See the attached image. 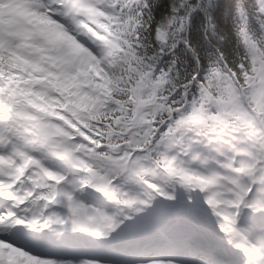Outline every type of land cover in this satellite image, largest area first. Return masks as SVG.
Wrapping results in <instances>:
<instances>
[{
    "label": "snow or ice",
    "instance_id": "snow-or-ice-1",
    "mask_svg": "<svg viewBox=\"0 0 264 264\" xmlns=\"http://www.w3.org/2000/svg\"><path fill=\"white\" fill-rule=\"evenodd\" d=\"M152 4L0 0V264H100L63 254L76 248L63 232L107 240L135 216L131 234L184 224L166 251L195 264H264V44L242 29L239 73L165 88L144 51ZM211 4L179 0L156 39ZM197 232L215 239L194 245Z\"/></svg>",
    "mask_w": 264,
    "mask_h": 264
},
{
    "label": "trees",
    "instance_id": "trees-1",
    "mask_svg": "<svg viewBox=\"0 0 264 264\" xmlns=\"http://www.w3.org/2000/svg\"><path fill=\"white\" fill-rule=\"evenodd\" d=\"M255 1L212 0L207 15L199 9L191 15L190 29L186 27L164 47L157 41L155 29L168 25L175 14L174 9L179 8V0H153V31L147 34L144 51L153 57L154 65L161 66V73L172 72L175 68L181 73L174 82L177 90H181L180 81L184 75L191 80L201 73L200 79H203L214 68L224 69V64L239 73L240 58L246 52L241 30L244 29L255 41L264 39L260 30L264 26V19L256 13ZM181 46H184L182 50L179 49ZM164 49L165 53L161 55Z\"/></svg>",
    "mask_w": 264,
    "mask_h": 264
},
{
    "label": "bare ground",
    "instance_id": "bare-ground-1",
    "mask_svg": "<svg viewBox=\"0 0 264 264\" xmlns=\"http://www.w3.org/2000/svg\"><path fill=\"white\" fill-rule=\"evenodd\" d=\"M173 230H174V234H173V244H174V243H176V242H178L180 240L181 236L183 235V231L180 229V227L178 225L175 226L173 228ZM216 231L218 233V229ZM49 233H50V235L52 234L50 230H49ZM78 238H79V235H78V233H76V246L87 245L88 244L87 240L78 239ZM90 245L91 246H95V244H90ZM177 249H181V255L175 256V257H171L169 260H165L161 264H182V262L185 261L182 256H184L185 254H184L183 248H177ZM175 253H177V252L175 251Z\"/></svg>",
    "mask_w": 264,
    "mask_h": 264
},
{
    "label": "rangeland",
    "instance_id": "rangeland-1",
    "mask_svg": "<svg viewBox=\"0 0 264 264\" xmlns=\"http://www.w3.org/2000/svg\"><path fill=\"white\" fill-rule=\"evenodd\" d=\"M134 191H141V189L139 188V186H134V189H133ZM201 202L203 203V197H201ZM107 207H109L108 209H110L109 211H107L108 209H105V211H107L108 213H111V212H113L114 211V205L112 204V203H109V204H107L106 205ZM204 207H207V205L205 204L204 205ZM212 218V221H213V223L215 222V218L214 217H211ZM167 220V217H165V218H162V220H161V224L164 222V221H166ZM127 221H125V223H126ZM130 224H132V222H134L133 220H129L128 221ZM182 224V223H181ZM151 232V234L154 232V234H157V232H155V231H150Z\"/></svg>",
    "mask_w": 264,
    "mask_h": 264
}]
</instances>
